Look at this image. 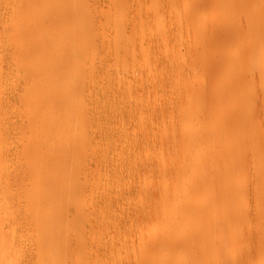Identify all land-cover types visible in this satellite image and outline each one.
Wrapping results in <instances>:
<instances>
[{
    "label": "rangeland",
    "instance_id": "1",
    "mask_svg": "<svg viewBox=\"0 0 264 264\" xmlns=\"http://www.w3.org/2000/svg\"><path fill=\"white\" fill-rule=\"evenodd\" d=\"M0 153V264H169L212 201L217 264H264V0H0Z\"/></svg>",
    "mask_w": 264,
    "mask_h": 264
},
{
    "label": "bare ground",
    "instance_id": "2",
    "mask_svg": "<svg viewBox=\"0 0 264 264\" xmlns=\"http://www.w3.org/2000/svg\"><path fill=\"white\" fill-rule=\"evenodd\" d=\"M233 1V0H232ZM246 1V0H245ZM260 3V2H259ZM244 4V3H243ZM257 4H258V2H257ZM239 6V5H238ZM257 12V11H256ZM244 15V14H243ZM257 16V15H256ZM233 17V16H232ZM259 18H260V16H259ZM255 19V18H254ZM224 20V19H223ZM242 21V20H241ZM253 21V20H252ZM263 21V20H262ZM232 24V23H231ZM250 24V23H249ZM240 27V26H239ZM255 28V27H254ZM233 31V30H232ZM239 31V30H238ZM237 32V31H236ZM255 32V31H254ZM236 35V34H235ZM239 35V34H238ZM29 38L30 39H32V42H33V46L32 47H30V49H26V51H27V54H28V58L26 59V61L28 60V61H31L30 63L28 62V64H30V67H31V70H30V73H32L33 74V76H34V78L35 77H38V78H40L41 79V81L40 82H42L41 84H44V85H46V86H48L49 84H51V80H52V78H51V76L53 75V71H54V60H53V51H52V45H51V43H50V41L48 40V39H46V37H44V36H42L41 34H39V33H36V32H32L31 33V35L29 36ZM233 38H234V36H233ZM209 39V38H208ZM241 40V39H240ZM261 42V41H260ZM237 43V42H236ZM254 45V44H253ZM18 51L19 50H21V48H19V49H17ZM25 50V49H24ZM24 50H21V51H23L24 52ZM26 51H25V53H26ZM16 52V51H15ZM29 52V53H28ZM17 53V52H16ZM24 54V53H23ZM245 54V53H244ZM15 55V54H14ZM17 55H20V53L18 52L17 53ZM21 55H22V53H21ZM251 55V54H250ZM23 57H24V55H22ZM240 56V55H239ZM27 57V56H26ZM17 58H22V57H18V56H16L15 55V60L17 59ZM240 58V57H239ZM19 59H17V60H19ZM25 59V58H24ZM220 59V58H219ZM252 59V58H251ZM251 59H250V61H251ZM16 60V61H17ZM233 60V59H232ZM20 62H23V58H22V60L20 59L19 60ZM20 62H18L19 64H23V63H20ZM25 62V61H24ZM217 62V61H216ZM248 62V61H247ZM252 62V61H251ZM218 63V62H217ZM235 63V62H234ZM259 63V62H258ZM250 64V63H249ZM237 65V64H236ZM256 65V64H255ZM18 66H20V65H18ZM232 66V65H231ZM250 66V65H249ZM254 66V65H253ZM257 66V65H256ZM259 66V65H258ZM263 67V66H262ZM250 68H252V67H250ZM250 68H249V70H250ZM256 69H257V67H256ZM234 70V69H233ZM260 70V68L258 67V71ZM32 71V72H31ZM232 71V70H231ZM251 72H252V69L250 70ZM50 78H51V80H50ZM229 79V78H228ZM50 80V81H49ZM52 85V84H51ZM51 85H50V87H51ZM248 85V84H247ZM42 86V85H41ZM46 88V87H45ZM49 90H50V88H49ZM47 91H48V89H47ZM251 91V90H250ZM248 92V91H247ZM254 94V93H253ZM40 95H42V94H40ZM44 95H46V94H43V97H44ZM250 97V96H249ZM252 97V96H251ZM43 100H45V102H47L46 104H47V106H48V108H51L52 107V94H48V95H46L44 98H42ZM252 99H254V98H252ZM251 99V100H252ZM249 103V102H248ZM253 105V104H252ZM251 105V106H252ZM46 112H49L48 111V109L46 110ZM247 113V112H246ZM40 114V113H39ZM50 114V116H48ZM239 114V113H238ZM234 115V114H233ZM240 115H241V113H240ZM246 115V114H245ZM41 116V115H40ZM44 116H46L45 115V113H44ZM231 117V116H230ZM237 117V116H236ZM46 118H47V120H46V125H47V131H46V129H44V132L46 131V133L47 132H51V127H52V123H53V120H52V111L50 110V112L49 113H47V116H46ZM216 118V117H215ZM239 118H240V120L242 121V117L241 116H239ZM248 118V117H247ZM246 118V119H247ZM39 119H40V117H39ZM225 119H227V118H225ZM234 119V118H233ZM238 119V118H237ZM245 119V118H244ZM41 121V120H40ZM234 121V120H233ZM241 121H240V124H241ZM244 121V120H243ZM242 121V122H243ZM248 121V120H247ZM253 121V120H252ZM220 122V121H219ZM224 122V121H223ZM232 122V121H231ZM237 122V121H236ZM245 122V121H244ZM249 123V122H248ZM41 124V123H40ZM226 124V123H225ZM236 124V123H235ZM238 124V123H237ZM243 124V123H242ZM246 124V123H245ZM44 124H42V126H43ZM244 125V124H243ZM41 126V127H42ZM230 126H231V124H230ZM236 126H238V125H236ZM247 126V125H246ZM227 127V126H226ZM242 127V126H241ZM244 127H245V125H244ZM40 128V127H39ZM240 128V127H239ZM246 128V127H245ZM259 128V127H258ZM227 129V128H226ZM244 129V128H243ZM41 130V129H40ZM246 130H247V128H246ZM250 130H251V128H250ZM41 131H43V130H41ZM214 131V130H213ZM212 131V132H213ZM223 132V131H222ZM227 132V131H226ZM246 132V131H245ZM244 132V133H245ZM256 132V131H255ZM46 133H44V134H46ZM214 133V132H213ZM224 133V132H223ZM222 133V134H223ZM242 133V132H241ZM261 133V132H260ZM42 134V136H43V132L41 133ZM48 134V133H47ZM231 134H233V133H231ZM253 134V133H252ZM51 135V134H50ZM200 134H195V135H193L192 137H191V141H190V145H192L194 142L196 143L198 140H199V138H200ZM237 136V135H236ZM235 136V137H236ZM243 136V135H242ZM249 136V135H248ZM44 137V136H43ZM238 137V136H237ZM249 137H251V136H249ZM45 138H47V136L45 137ZM201 138H202V136H201ZM238 139V138H237ZM248 139V138H247ZM252 139V138H251ZM41 140V139H40ZM45 140H47V139H45ZM44 140V141H45ZM49 140H51L50 138H49V135H48V141H46V143H49ZM241 140V139H240ZM43 141V142H44ZM236 141H238V140H236ZM259 141V140H258ZM41 142V141H40ZM199 142V141H198ZM201 140H200V145H201ZM232 142V141H231ZM203 143V142H202ZM226 143V142H225ZM222 144V143H221ZM198 146V147H203L202 145L201 146ZM213 145V144H212ZM220 145V144H219ZM233 145V144H232ZM246 145V144H245ZM42 146V145H41ZM45 146V148H41L42 150V152L44 153V154H46V145H44ZM43 146V147H44ZM47 146H48V149L51 147V145L50 144H47ZM195 146V145H194ZM196 146H197V144H196ZM192 148H194V147H192ZM229 148V147H228ZM257 148H258V146H257ZM43 149H45L44 151H43ZM196 148H194V150H195ZM253 150V149H252ZM50 151V150H49ZM47 152V153H49V155H50V153H51V151L50 152ZM242 151H243V149H242ZM248 151V150H247ZM232 152V151H231ZM42 153V154H43ZM227 153V152H226ZM1 154V153H0ZM43 154V155H44ZM256 154V153H255ZM48 155V154H47ZM233 155V154H232ZM1 156V155H0ZM242 156H243V154H242ZM255 156V155H254ZM237 157V156H236ZM1 158V157H0ZM240 158V157H239ZM242 158V157H241ZM46 159H47V157H46ZM49 159V158H48ZM241 164V163H240ZM193 166V165H192ZM197 166V165H196ZM193 168L194 169H196L194 166H193ZM222 168V167H221ZM232 169H233V167H232ZM229 170V169H228ZM235 170V169H234ZM203 172H205L204 171V168H203ZM222 172V171H221ZM208 173V172H207ZM225 173V172H224ZM230 173V171H228V174ZM215 174V173H214ZM237 174V173H236ZM220 175V174H219ZM214 176V175H213ZM225 176H227V174H225ZM229 176V180L227 179L228 177H226V182L225 183H227L228 185L229 184H232L231 182H232V180H234V176H232V173L230 174V175H228ZM201 177V176H200ZM210 177V176H209ZM216 177V176H215ZM223 177V176H222ZM203 179V178H202ZM205 179V178H204ZM215 179V178H214ZM222 179V178H221ZM240 179V178H239ZM212 180V179H211ZM218 181V180H217ZM229 181H231V182H229ZM206 183V182H205ZM224 183V184H225ZM235 183V182H234ZM234 183L232 184L233 186H234ZM241 183V182H240ZM237 184L236 183V185H237V187L239 188L241 185H243V184ZM212 184V183H211ZM215 184V183H214ZM223 184V187L221 186V189H220V191H221V194H222V196L223 197H225L226 196V194H230V192H229V190L231 191V190H233L234 188H236V185H235V187H233L232 185V189H229V188H227V186L226 185H224ZM205 185V184H204ZM210 186V185H209ZM198 187V186H197ZM228 187H230V186H228ZM243 186H241V188H242ZM209 188V187H208ZM228 189V191H226V189ZM238 188L236 189V191L238 190ZM241 188L239 189V192H237L238 194L242 191V193H243V190H241ZM199 189V188H198ZM242 189H244V187L242 188ZM185 190V189H184ZM202 190V189H201ZM241 190V191H240ZM219 191V192H220ZM234 191V190H233ZM232 191V192H233ZM209 192H210V190H209ZM208 192V193H209ZM231 192V193H232ZM188 193V192H187ZM234 193H236V192H234ZM236 193V194H237ZM241 194V193H240ZM197 195V194H196ZM231 195V194H230ZM233 195V194H232ZM207 196V195H206ZM209 196H210V194H209ZM202 197H203V195H202ZM208 197V196H207ZM233 197H234V195H233ZM219 198V197H218ZM214 199V198H213ZM241 199L242 198H240V201H241ZM220 200V199H219ZM218 200V201H219ZM234 200V199H233ZM238 200V199H237ZM227 201V200H226ZM225 201V202H226ZM208 202H209V200H208ZM220 202V201H219ZM233 202V201H232ZM231 201H230V203H231V205H233V203H232ZM239 202V201H238ZM226 203H228V202H226ZM237 203V202H236ZM209 206L207 207V205H206V208H204L202 211H199V210H197V208H193V206L191 205V203H190V205H189V207H186V208H184V210H183V216H184V218H186V221H188V220H193V218L195 219V218H200V217H204L205 219L204 220H206V223H204L203 225H197V224H188V223H186V224H180V225H178V224H175V223H173L172 222V225H171V229H169V235H171V237H173L174 236V234H176V233H178V232H181L182 234H185L184 235V239H183V241H180L179 242V248H178V250L177 251H179L177 254H175V256L174 257H172V259L170 260V263L169 264H217V258H219L218 256H217V253L215 254L214 253V250L212 249V246H209V243H210V241H209V237L211 236V233L212 234H214L213 232L214 231H216V230H214L215 228H218L219 229V227L215 224V226L213 225L212 226V224H214V223H211V221H213V222H215V219H213L214 218V215H212L213 214V212L211 213V218H210V214H208V213H206V212H209L210 211V209H211V204H212V206H214L213 205V201H212V203H210L209 202ZM194 205V204H193ZM221 205V204H220ZM229 205V204H228ZM231 205H229V206H231ZM235 205V204H234ZM240 205V204H239ZM242 205V204H241ZM217 206V205H216ZM219 206V205H218ZM197 207V206H196ZM215 207V206H214ZM236 207V206H235ZM213 208V207H212ZM225 208V207H224ZM231 208V207H230ZM238 208H239V206H238ZM217 209V208H216ZM222 210H224V209H222ZM226 210V209H225ZM242 210V209H241ZM235 211V210H234ZM240 211V210H239ZM232 212V211H231ZM236 212H238V210L236 211ZM235 212V213H236ZM156 214V213H155ZM216 215H217V212L215 213ZM215 215V216H216ZM237 215V214H236ZM239 215H241V214H239ZM193 216H195V217H193ZM232 216H233V214H232ZM217 218V217H216ZM233 218V217H232ZM239 218V217H238ZM213 219V220H212ZM227 219V218H226ZM156 220V219H155ZM210 220V221H209ZM230 220V219H229ZM232 220V219H231ZM235 220H236V218H235ZM209 221V222H208ZM196 222V221H195ZM201 222V221H200ZM192 223V222H191ZM227 223V222H226ZM233 223V222H232ZM235 223V222H234ZM230 224V223H229ZM239 224V221L237 222V225ZM221 225H223V224H221ZM227 227H228V225H227ZM222 228H224V227H222ZM142 230V229H141ZM220 230H221V227H220ZM218 232V234H219V231H217ZM229 232V231H228ZM231 232V231H230ZM181 233H179V234H181ZM221 233V232H220ZM210 234V236L208 237V235ZM230 234V233H229ZM222 235V234H221ZM220 236V235H219ZM218 236V237H219ZM230 236H232V235H230ZM214 237H216V236H214ZM213 237V238H214ZM209 238V239H208ZM212 238V237H211ZM227 238H229L228 236H227ZM219 239V238H218ZM217 239V240H218ZM220 241V240H219ZM218 241V242H219ZM232 241V240H231ZM163 242V241H162ZM199 243H201V244H203V246H201L202 248H203V250L202 249H199V251H198V248H196V246H197V244H199ZM176 244V243H175ZM211 245V244H210ZM213 245V244H212ZM142 246V245H141ZM153 247V246H152ZM198 247H199V245H198ZM218 247V246H217ZM113 250V249H112ZM148 250V249H147ZM181 250V251H180ZM136 251V250H135ZM154 251H155V249H154ZM218 251V250H217ZM220 251V250H219ZM112 252V251H111ZM154 253V252H153ZM176 253V252H175ZM148 254V253H147ZM222 254H224L223 252H222ZM156 255V254H155ZM114 256V255H113ZM217 256V257H216ZM219 256H221V255H219ZM222 257H224L223 255H222ZM133 258V257H132ZM220 259V258H219ZM219 259H218V261H219ZM127 260V259H126ZM222 260H223V258H222ZM220 261H221V259H220ZM243 261V260H242ZM219 264H221L220 262H219ZM226 264V263H225Z\"/></svg>",
    "mask_w": 264,
    "mask_h": 264
}]
</instances>
